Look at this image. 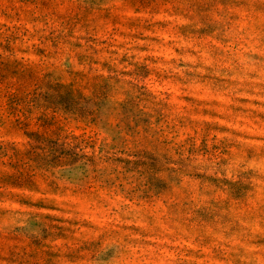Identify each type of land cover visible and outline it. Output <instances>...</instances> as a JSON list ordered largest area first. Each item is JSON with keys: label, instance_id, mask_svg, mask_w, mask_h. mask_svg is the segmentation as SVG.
I'll list each match as a JSON object with an SVG mask.
<instances>
[{"label": "rangeland", "instance_id": "374dc122", "mask_svg": "<svg viewBox=\"0 0 264 264\" xmlns=\"http://www.w3.org/2000/svg\"><path fill=\"white\" fill-rule=\"evenodd\" d=\"M0 264H264V0H0Z\"/></svg>", "mask_w": 264, "mask_h": 264}]
</instances>
